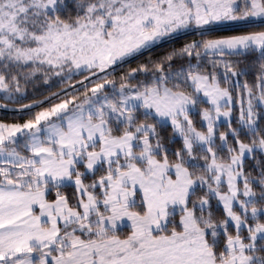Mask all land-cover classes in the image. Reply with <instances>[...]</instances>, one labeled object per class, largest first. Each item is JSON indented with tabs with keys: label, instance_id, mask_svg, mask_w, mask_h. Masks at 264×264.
Returning a JSON list of instances; mask_svg holds the SVG:
<instances>
[{
	"label": "snow or ice",
	"instance_id": "6c2138e0",
	"mask_svg": "<svg viewBox=\"0 0 264 264\" xmlns=\"http://www.w3.org/2000/svg\"><path fill=\"white\" fill-rule=\"evenodd\" d=\"M0 264H264V0H0Z\"/></svg>",
	"mask_w": 264,
	"mask_h": 264
}]
</instances>
